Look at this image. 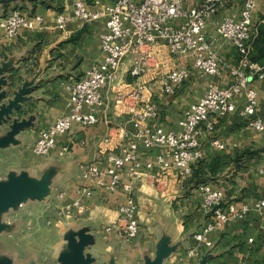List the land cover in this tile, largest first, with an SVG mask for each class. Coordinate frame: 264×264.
I'll use <instances>...</instances> for the list:
<instances>
[{
    "label": "crops",
    "instance_id": "0c3cea01",
    "mask_svg": "<svg viewBox=\"0 0 264 264\" xmlns=\"http://www.w3.org/2000/svg\"><path fill=\"white\" fill-rule=\"evenodd\" d=\"M49 1L0 0V23L13 9L25 17L43 18L41 26L21 29L13 40L0 27V186L6 189L0 200V264H63L72 259V245L81 247L87 264H264V210L227 222L209 234L211 247L188 254L193 235L209 220L202 207L203 185L223 192V206L240 208L264 196V179L258 173L264 165V135L248 127L237 113L215 120L211 132L201 126L203 158L190 176L174 179L167 174L156 186V151L139 150L140 162H151L153 169L140 170L144 179L134 192L138 235L130 242L117 231H105L119 221L117 209L126 198L123 191L92 187L79 170L80 165L104 170L107 155L126 147L134 128L124 108L138 106L132 94L138 85L151 92L157 108L150 126L178 132L183 112L198 102L210 83L230 84L228 71L216 78L204 75L192 68L189 59L170 58L162 48L153 50L145 73L135 77L130 70L138 57H129L120 67L121 80L103 90L104 107L95 125L73 124L57 138L48 156L32 153L39 133L67 113V87L103 58L99 37L106 29L104 19L91 24L72 19L59 30L56 16H73L76 0ZM83 1L89 10H102L115 0ZM200 1L185 0V5L193 7ZM241 6V0H226L209 21L207 32L214 34L216 22ZM214 51L227 62L237 60L228 42L219 39ZM174 68L189 70L190 77L174 94L166 95L161 91L163 74ZM251 87L258 94L257 115L264 119V82L253 80ZM213 139L223 149L212 146ZM63 147H67L64 153ZM127 172L128 168L120 172L123 183L128 181ZM84 188L90 189V196L81 197ZM77 199L83 208L66 213ZM19 202H23L20 207Z\"/></svg>",
    "mask_w": 264,
    "mask_h": 264
},
{
    "label": "built area",
    "instance_id": "2783aa9c",
    "mask_svg": "<svg viewBox=\"0 0 264 264\" xmlns=\"http://www.w3.org/2000/svg\"><path fill=\"white\" fill-rule=\"evenodd\" d=\"M225 1L201 0L196 6L186 7L185 0H115L102 10H89L83 0H76L73 16L59 13L55 18L59 30H64L72 19L84 24L104 19L106 29L99 37L103 58L67 87L68 111L39 133L31 150L35 156H48L56 146L57 138L68 133L73 124L93 126L97 123V114L104 107L103 90L121 80L120 67L129 57H138L130 70L135 77L145 73V62L153 58V50L163 48L170 58L189 59L192 68L204 75L219 77L226 70L232 80L227 86L210 83L198 102L183 112L178 132L150 126V120L157 118V108L151 92L138 85L132 93L139 102L138 106L128 104L124 108L132 117L134 128L127 136L126 147L107 155L108 166L104 170L94 165L79 166L81 177L92 187L109 192L121 190L125 194V202L117 209L119 221L106 227L105 231H117L127 242L138 235V205L134 192L144 179L140 170L143 166L146 170L153 169L151 162H140V149L156 151L158 171L154 183L159 186L167 174H172L174 179L190 176L193 167L202 160L203 152L198 139L201 126L211 132L215 120L237 113L248 127L264 135V119L257 115L258 94L251 87L253 80L264 82V61L251 59L257 33L253 21L259 0H242L240 10L222 17L215 24V33L210 34L207 32L209 21L217 15ZM262 16L260 23H264V11ZM42 24L40 15L25 17L19 10L13 9L0 27L4 36L13 40L21 29L32 30ZM219 39L230 43L237 52L235 63L226 62L215 53L214 46ZM163 77L165 84L161 91L172 95L178 85L189 79L190 72L174 68L164 73ZM123 101L122 97L118 99L119 104ZM210 144L223 149L217 139L211 140ZM66 151L67 147L61 149L62 153ZM125 168H128V181L123 183L120 172ZM258 173L264 179V165ZM80 193L81 197L91 194L90 189L85 188ZM201 193L202 207L209 220L200 232L193 235L194 246L189 255L197 254L201 247H211L208 236L215 229L233 219L243 218L249 212L264 210V196L236 208L234 204L223 206L220 189L206 184L201 187ZM72 208L78 211L83 208L79 199L66 208V213Z\"/></svg>",
    "mask_w": 264,
    "mask_h": 264
},
{
    "label": "trees",
    "instance_id": "16d2710c",
    "mask_svg": "<svg viewBox=\"0 0 264 264\" xmlns=\"http://www.w3.org/2000/svg\"><path fill=\"white\" fill-rule=\"evenodd\" d=\"M92 1L93 0H87V2L88 3H92ZM46 3V2H45ZM241 3H242V0H241ZM260 5H261V3H260V1H259V4H258V6H257V10H258V8L260 7ZM257 10H256V12H257ZM255 12V14H254V21H253V28L254 27H256L257 26V23H258V21L259 20H257V17H259L258 15H259V13L257 14ZM263 14V13H262ZM261 32V34H260V36H259V38L256 40V43L254 44V49H257V50H253L252 52H251V59L253 60V61H255V62H263L264 61V32L263 31H260ZM259 32V33H260ZM236 54H237V52H236ZM225 61V60H224ZM227 62V61H226ZM230 63V62H229ZM226 71V70H225ZM223 73H224V71H223ZM222 73V74H223ZM228 74H229V72H227ZM222 76V75H221ZM220 77V76H219ZM214 78H216V77H214ZM253 82V81H252ZM252 82H251V84H252ZM199 165V163L198 164H196L194 167H193V169H195V167H197ZM193 171V170H192Z\"/></svg>",
    "mask_w": 264,
    "mask_h": 264
},
{
    "label": "water",
    "instance_id": "95a60500",
    "mask_svg": "<svg viewBox=\"0 0 264 264\" xmlns=\"http://www.w3.org/2000/svg\"><path fill=\"white\" fill-rule=\"evenodd\" d=\"M6 191L5 188H1L0 186V200L2 199L3 192ZM23 202H19L18 206H22ZM72 259L71 260H64L63 264H87V262L84 260L82 255V249L79 245H72Z\"/></svg>",
    "mask_w": 264,
    "mask_h": 264
},
{
    "label": "rangeland",
    "instance_id": "374dc122",
    "mask_svg": "<svg viewBox=\"0 0 264 264\" xmlns=\"http://www.w3.org/2000/svg\"><path fill=\"white\" fill-rule=\"evenodd\" d=\"M86 3H88V2L86 1ZM263 11H264V4H261L260 7L258 8L257 12H256L257 14L259 13V15H258L259 17H257V20H261L263 18V16H262ZM256 31H257V33H256L255 39L253 41L254 44L256 43V40L259 38V36L261 34L260 31L264 32V23H260L258 21L257 26H256ZM254 44L252 46V50H257V49H254Z\"/></svg>",
    "mask_w": 264,
    "mask_h": 264
}]
</instances>
